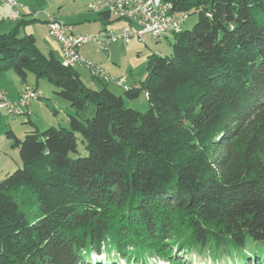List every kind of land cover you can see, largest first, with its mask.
I'll use <instances>...</instances> for the list:
<instances>
[{
    "label": "trees",
    "instance_id": "obj_1",
    "mask_svg": "<svg viewBox=\"0 0 264 264\" xmlns=\"http://www.w3.org/2000/svg\"><path fill=\"white\" fill-rule=\"evenodd\" d=\"M163 1L197 21L124 91L145 93V113L40 54L18 35L23 23L0 36V73L45 79L76 113L93 106L68 129L6 132L21 167L0 181V264H85L102 252L186 264L188 251L245 264L246 245L264 243V0Z\"/></svg>",
    "mask_w": 264,
    "mask_h": 264
},
{
    "label": "rangeland",
    "instance_id": "obj_2",
    "mask_svg": "<svg viewBox=\"0 0 264 264\" xmlns=\"http://www.w3.org/2000/svg\"><path fill=\"white\" fill-rule=\"evenodd\" d=\"M95 0H36L32 3V14L25 19V23L19 26L18 35L23 37L25 35H32L35 43L34 46L38 52L46 58L53 54L57 60L61 58L57 42L53 40L48 34V28L45 18L50 15L65 25L73 28L74 34L95 36L101 29V21L98 14L88 9V4ZM98 1V0H97ZM113 19V18H112ZM113 21V20H112ZM197 21V16H189L182 26L183 29H190ZM119 23L113 21L107 28L117 33ZM16 28L11 24H0V36L5 35ZM109 31V30H108ZM166 38V39H165ZM161 40H153L150 36H145L142 43L132 41L130 45H123L119 41L111 43L108 50H99L94 43H87L80 48V56L99 67L105 74L111 78H126V85L136 84L142 82L145 78V67L147 59L150 55L157 56H171L172 36L166 35ZM60 61V60H59ZM74 71L78 72L82 83L85 87L90 89H99L106 86L115 96L123 98L124 106L139 113H145L149 104L147 97L143 91H139L138 97L135 99H128L124 96V89L110 82L108 84L101 83L99 80L92 77L90 70L84 66L77 65ZM23 83H27L32 87H37V91L41 97L32 101L27 109L30 115L10 114L6 111L1 112L0 117V181L5 176L13 173L21 167L19 158V149L14 147V140L7 137L6 132H11L17 139L24 140L25 134L33 130L43 132L50 127L55 128H69V115L76 116L79 120H84L91 117L93 106L89 104L87 108L81 112L76 113L66 102L55 94L58 91L53 85L43 78H36L35 74L27 73L25 78H21L13 69H8L0 73V86L8 93V98L13 97L18 88L22 87ZM132 86V85H131ZM31 106V107H30ZM67 107V108H66ZM26 109V110H27ZM70 109L73 114L68 113ZM66 121L68 123H66ZM77 150L79 156L86 155L81 138L77 135ZM247 256L245 264H264V257L262 260L255 261L256 253L264 255V243L260 245L248 244L244 252ZM252 255V256H250ZM185 261L186 264H239L245 257L241 253L237 256L226 254L215 258L207 255H200L193 251L185 252L178 256ZM114 253L108 254L102 252L101 254H89L86 257L85 264H102L106 261L108 264H122L120 259ZM255 261V262H254ZM118 262V263H117ZM169 264L158 259H149L148 264ZM125 264V262L123 263Z\"/></svg>",
    "mask_w": 264,
    "mask_h": 264
},
{
    "label": "built area",
    "instance_id": "obj_3",
    "mask_svg": "<svg viewBox=\"0 0 264 264\" xmlns=\"http://www.w3.org/2000/svg\"><path fill=\"white\" fill-rule=\"evenodd\" d=\"M27 1L30 0H2L7 12L0 14V24L15 23L20 20L21 10ZM88 9L97 14L106 13L116 21L124 22L125 25L117 34L104 30L95 36H82L74 34L71 26L48 15L45 18L48 34L60 47V60L64 67L84 66L90 70L95 79L105 84L115 82L124 90L136 89L137 86H127L125 77L111 78L99 67L84 60L79 53L82 45L94 43L99 50L107 51L115 41L126 46L132 41L142 43L145 36H150L153 40H161L166 35L179 32L188 18L186 14L172 13L171 5L163 0H95L88 4ZM40 97V93L27 83L22 84L15 102L8 100L6 92L0 90V114L2 111L21 114L32 101Z\"/></svg>",
    "mask_w": 264,
    "mask_h": 264
},
{
    "label": "crops",
    "instance_id": "obj_4",
    "mask_svg": "<svg viewBox=\"0 0 264 264\" xmlns=\"http://www.w3.org/2000/svg\"><path fill=\"white\" fill-rule=\"evenodd\" d=\"M34 1H36V0H30V1H27V2H25V4H24V7L22 8V10H21V18H20V20H18L17 22H15V23H5V24H11V25H15V24H17L18 22H21V23H25V19H28L30 16H33V14H32V3L34 2ZM6 9H5V7H3V5H2V0H0V14H6ZM97 14V13H96ZM111 22H113L112 20L108 23V24H106V25H104L102 22V25H101V29L98 31V32H101V31H111L112 33H115V31H113V29L112 30H110V29H108L107 28V26L111 23ZM115 22H117V23H119V25H120V27L118 28V30H117V33L121 30V28L125 25V23L124 22H122V21H116L115 20ZM46 22L44 21V24H45ZM72 30H73V28H72ZM74 33V32H73ZM116 33V34H117ZM131 44V43H130ZM129 44V45H130ZM57 45H58V43H57ZM59 46V45H58ZM58 49H59V53H60V56H61V52H60V47H58ZM106 52V51H105ZM79 53H80V50H79ZM53 55V54H52ZM54 56V55H53ZM55 57V56H54ZM61 59V58H60ZM59 59V60H60ZM78 73V72H77ZM79 75V74H78ZM80 77V76H79ZM81 79V78H80ZM82 81V80H81ZM101 83H103V82H101V81H99V84H101ZM105 84V83H104ZM132 86H135L136 84H131ZM130 85V86H131ZM3 87L2 86H0V90H3L2 89ZM33 88H35L36 90H38L37 89V87L35 86V87H33ZM100 88H102V87H100ZM99 88V89H100ZM20 90H21V87L20 88H18L17 89V91L15 92V94L13 95V97H12V99H11V97H9L8 98V100H10L11 102H15L16 100H17V98H18V96H19V92H20ZM3 91H5V90H3ZM6 92V91H5ZM6 94H7V97H8V93L6 92ZM31 107V106H30ZM67 108V107H66ZM67 111H68V113H70V114H73L72 113V111L70 110V109H67ZM23 113H24V115L26 114V115H30V112H29V109H27V110H24L23 111ZM22 114V113H21ZM78 115V114H77ZM0 117H1V114H0ZM66 123H68L67 121H66Z\"/></svg>",
    "mask_w": 264,
    "mask_h": 264
}]
</instances>
